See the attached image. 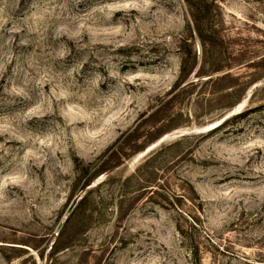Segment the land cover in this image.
Returning <instances> with one entry per match:
<instances>
[{
  "label": "rangeland",
  "instance_id": "374dc122",
  "mask_svg": "<svg viewBox=\"0 0 264 264\" xmlns=\"http://www.w3.org/2000/svg\"><path fill=\"white\" fill-rule=\"evenodd\" d=\"M216 3L203 48L183 0H0V264H264V78L100 177L94 217L50 256L77 169L165 96L181 53H264V0ZM158 152L141 175L162 181L140 187Z\"/></svg>",
  "mask_w": 264,
  "mask_h": 264
},
{
  "label": "trees",
  "instance_id": "16d2710c",
  "mask_svg": "<svg viewBox=\"0 0 264 264\" xmlns=\"http://www.w3.org/2000/svg\"><path fill=\"white\" fill-rule=\"evenodd\" d=\"M183 1L191 18L189 30L196 33L203 48L207 46V42L213 45L218 40L217 32L214 30L207 32L206 27L212 24L210 22L211 6L218 5L215 4L217 0L211 2L210 0ZM240 66L255 71L253 77L245 83H241L242 74L234 72V69ZM263 78L264 53L199 54L192 53V51L181 53L179 76L165 96L159 98L149 111L143 113L134 127L122 134L95 163L82 165L77 169L78 175L69 201H79L63 222L53 242L50 256L55 257L72 247V236L83 228L85 222L94 217L95 210L90 208L94 205L92 195L99 191L105 183L112 181V175L125 161L144 153L166 134L188 127L192 112L196 118L209 115L212 119L214 112H216L215 118L223 117L242 101L245 92L250 87ZM192 107L193 110H190ZM222 126L211 133L218 131ZM158 154L159 152L149 157L132 178L141 181L140 187L148 189L162 181L161 177L156 174L153 178L151 174V177L146 180H142L144 175H141V170L146 167L145 165L153 163ZM100 177H107L106 182L94 187L93 184ZM103 202L104 200H101L100 204ZM121 205L122 202L119 203V208ZM40 258L44 260V254H41Z\"/></svg>",
  "mask_w": 264,
  "mask_h": 264
},
{
  "label": "water",
  "instance_id": "95a60500",
  "mask_svg": "<svg viewBox=\"0 0 264 264\" xmlns=\"http://www.w3.org/2000/svg\"><path fill=\"white\" fill-rule=\"evenodd\" d=\"M216 128V126H214L212 129ZM62 227V226H61ZM61 229V228H60Z\"/></svg>",
  "mask_w": 264,
  "mask_h": 264
}]
</instances>
